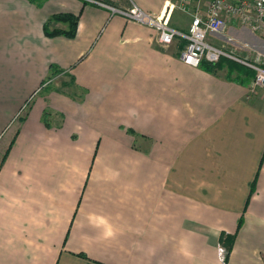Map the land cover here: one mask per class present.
I'll use <instances>...</instances> for the list:
<instances>
[{
    "label": "crops",
    "instance_id": "1",
    "mask_svg": "<svg viewBox=\"0 0 264 264\" xmlns=\"http://www.w3.org/2000/svg\"><path fill=\"white\" fill-rule=\"evenodd\" d=\"M60 15L73 38L44 34ZM184 45L89 0H0V264H264V87Z\"/></svg>",
    "mask_w": 264,
    "mask_h": 264
},
{
    "label": "built area",
    "instance_id": "2",
    "mask_svg": "<svg viewBox=\"0 0 264 264\" xmlns=\"http://www.w3.org/2000/svg\"><path fill=\"white\" fill-rule=\"evenodd\" d=\"M90 2L117 14L127 21L152 28L157 33L158 42L167 47L175 40L184 42L181 54L183 63L200 66L202 62L215 64L222 58L236 62L254 72V85L264 87V47L252 51L246 44L242 50L224 51L223 47L208 42L209 37L224 36L231 21L264 40V0H166L164 11L157 17L145 13L136 6L117 9L100 1ZM173 10L189 14L190 23L186 32L177 31L169 26V15ZM226 42L232 39L226 37ZM264 46V45H263ZM245 52L244 56L240 53ZM238 55V56H236ZM220 262H225L226 248L217 249Z\"/></svg>",
    "mask_w": 264,
    "mask_h": 264
},
{
    "label": "rangeland",
    "instance_id": "3",
    "mask_svg": "<svg viewBox=\"0 0 264 264\" xmlns=\"http://www.w3.org/2000/svg\"><path fill=\"white\" fill-rule=\"evenodd\" d=\"M189 19L190 18L186 19L187 22H189ZM56 29H58V28H56ZM68 29H69V26L67 25L66 29H58V30H62V31L66 30L67 31ZM49 30H53V29L51 27H49ZM227 31H229L228 34L230 36H232V38H231L232 42H226L225 41V39H226L225 35H226ZM227 31L225 32L224 36H220L218 38L209 37L208 38V42L212 43V44H215V45H218V46L220 45L219 47H223L222 50H224V51H226V50L227 51L234 50L235 47H237V49L239 51H243L242 48H241L242 44L256 45L257 46L256 49L264 47L263 43H261L259 41L257 36L253 35L249 31H247L246 29L238 28V27H235V28L228 27ZM240 55L244 56L245 52L240 53ZM236 56H238V55H236ZM236 71L239 72L241 75L245 76L244 78L250 77L248 75L249 73L246 71L245 67H242L240 64L237 65V64H235L233 62H230V61H228V62H220L219 63V68H217V67L214 68V72H216V73H222L223 72V73H226L227 75H231V74L235 73ZM245 71L247 73H244ZM240 80H243V79L240 77Z\"/></svg>",
    "mask_w": 264,
    "mask_h": 264
},
{
    "label": "trees",
    "instance_id": "4",
    "mask_svg": "<svg viewBox=\"0 0 264 264\" xmlns=\"http://www.w3.org/2000/svg\"><path fill=\"white\" fill-rule=\"evenodd\" d=\"M55 21L56 22L60 21V22L66 23L69 26V29L67 31H62V30H58V29L49 30L50 25L52 24V22H55ZM76 28H77V18L76 17H73L71 15H60V16L53 17L50 21H48V23L46 25H44V27H43V32L48 37L64 36L66 38H73L75 36V33H76ZM228 61L229 60L222 58L217 64L211 65V64H207L204 62L200 66L202 68H204L205 70L213 72L214 68H216V67L219 68L220 62H228ZM230 62H232V61H230ZM245 69L249 73L248 75L250 76L247 78L251 79L252 77L255 76L253 71H251L250 69H247L246 67H245ZM246 71L244 73H247ZM55 74H56V70L53 71L52 75H55ZM61 85L63 87H69V85L67 83H62ZM230 248H231V246L226 248L228 255H229Z\"/></svg>",
    "mask_w": 264,
    "mask_h": 264
}]
</instances>
